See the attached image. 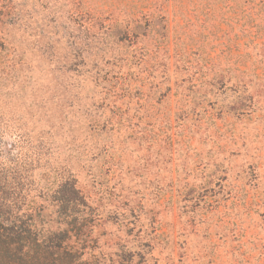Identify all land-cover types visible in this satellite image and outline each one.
Segmentation results:
<instances>
[{
	"label": "rangeland",
	"instance_id": "rangeland-1",
	"mask_svg": "<svg viewBox=\"0 0 264 264\" xmlns=\"http://www.w3.org/2000/svg\"><path fill=\"white\" fill-rule=\"evenodd\" d=\"M7 174L89 264H264V0H0Z\"/></svg>",
	"mask_w": 264,
	"mask_h": 264
},
{
	"label": "trees",
	"instance_id": "trees-1",
	"mask_svg": "<svg viewBox=\"0 0 264 264\" xmlns=\"http://www.w3.org/2000/svg\"><path fill=\"white\" fill-rule=\"evenodd\" d=\"M10 178L0 175V264H89L83 260L85 244L72 240L85 226L77 222L79 208L87 203L77 182L69 178L55 188L43 187L52 192L56 213L65 215L53 221L55 226H46L51 221L44 219V202H27L28 190L20 178Z\"/></svg>",
	"mask_w": 264,
	"mask_h": 264
}]
</instances>
